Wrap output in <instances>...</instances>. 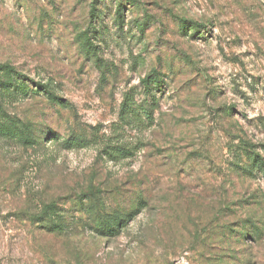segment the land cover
<instances>
[{"label":"rangeland","instance_id":"374dc122","mask_svg":"<svg viewBox=\"0 0 264 264\" xmlns=\"http://www.w3.org/2000/svg\"><path fill=\"white\" fill-rule=\"evenodd\" d=\"M0 64L28 80L5 105L38 141L0 140V264H264V177L245 172L264 160V0H0ZM126 99L154 123L122 122ZM87 193L143 205L116 238L17 218Z\"/></svg>","mask_w":264,"mask_h":264},{"label":"trees","instance_id":"16d2710c","mask_svg":"<svg viewBox=\"0 0 264 264\" xmlns=\"http://www.w3.org/2000/svg\"><path fill=\"white\" fill-rule=\"evenodd\" d=\"M96 2L98 3V0H95V3ZM102 13L100 8L92 7L91 17H93L94 24L102 20ZM200 27L201 25L195 23L192 29L198 31ZM96 33V30H94L91 34L95 35ZM90 37L87 38V40H91ZM27 81V78L16 71L12 66L0 64V140H14L22 146L28 147L37 145L38 143L35 138L34 130L27 124H21L19 120L11 117L6 111L5 105V99L7 97L8 100H10L11 96H28V93H30V85ZM34 84L37 88L32 92L34 95L44 93L51 103L58 105L62 104V100L54 94L49 85L41 83ZM147 87L148 90H150V85ZM142 114H144V116ZM120 116L122 122L128 126L135 125L134 127L136 129L141 126L147 128L154 123L150 108H145V111L141 112L138 107L130 103L129 99H126L123 103ZM65 145H71L72 147L82 146L80 142L72 143L71 140H67ZM114 150L115 151L111 153V157L114 158V160L132 155V149L130 148L118 147ZM259 159H255L253 162L254 166H252L253 168H249L245 172L251 174V172H254V169L256 173L264 177V160L260 157ZM76 204L79 208L70 216L66 210L61 209L57 205L56 201H53L50 203H42L35 214L27 213L25 216H18L17 218L20 220H28L33 226H37L42 231L54 235L57 238H69L71 237L72 231L82 228L94 233L96 236L116 238L121 234V231L128 226L129 222L141 212L138 206L143 205V203L140 202L137 204V208L128 213L122 211L101 213L103 203L92 193L78 196ZM77 213H79V215ZM251 233L252 238L255 241H259L264 234V230L253 225Z\"/></svg>","mask_w":264,"mask_h":264}]
</instances>
